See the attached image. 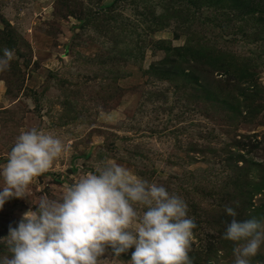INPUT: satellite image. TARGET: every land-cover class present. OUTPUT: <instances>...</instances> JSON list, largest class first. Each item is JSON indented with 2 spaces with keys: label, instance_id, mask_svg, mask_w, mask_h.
<instances>
[{
  "label": "rangeland",
  "instance_id": "374dc122",
  "mask_svg": "<svg viewBox=\"0 0 264 264\" xmlns=\"http://www.w3.org/2000/svg\"><path fill=\"white\" fill-rule=\"evenodd\" d=\"M4 48L15 58L0 72V173L21 131L65 151L0 209V260L41 197L62 200L110 162L184 199L193 264H234L225 207L264 222V0H0Z\"/></svg>",
  "mask_w": 264,
  "mask_h": 264
},
{
  "label": "clouds",
  "instance_id": "9594fccd",
  "mask_svg": "<svg viewBox=\"0 0 264 264\" xmlns=\"http://www.w3.org/2000/svg\"><path fill=\"white\" fill-rule=\"evenodd\" d=\"M14 58V50L4 48L0 72ZM64 151L63 141L50 132L21 131L0 173L5 182L0 209L12 197L24 198ZM97 171L77 178L62 200L41 197L38 212L28 211L18 227L10 226L3 240L12 255L0 264H105L101 258L109 248L120 257L133 246L127 264H193L189 251L196 224L182 197L119 164L109 162ZM225 211L233 217L223 238L235 244L234 264H251L264 245V222L238 220L231 206Z\"/></svg>",
  "mask_w": 264,
  "mask_h": 264
}]
</instances>
